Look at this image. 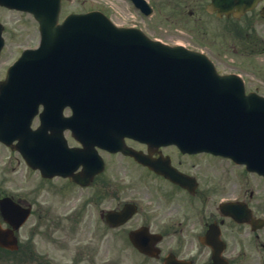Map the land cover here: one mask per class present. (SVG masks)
<instances>
[{
  "label": "flooded vegetation",
  "instance_id": "af4514ba",
  "mask_svg": "<svg viewBox=\"0 0 264 264\" xmlns=\"http://www.w3.org/2000/svg\"><path fill=\"white\" fill-rule=\"evenodd\" d=\"M147 2L153 11L172 5L177 9L184 7L183 11L190 14L204 6V0ZM263 7L261 0L239 20L264 22L260 16ZM255 42L249 34L242 39L246 50ZM18 56L0 59V81ZM247 71L235 72L243 77L246 91H258L257 83L245 77ZM229 72L232 70L222 71ZM42 110L40 104L27 132L30 144L35 146L34 158L49 170L69 160L80 181L61 175L43 176L39 167L26 165L15 150L4 157L0 144V198L10 195L15 202L31 209L30 234H38L42 220L55 224L51 216L56 214V221L66 220L65 203L68 194L74 193L76 210L71 219L86 223L87 227L93 222L96 241L106 238L113 246L118 236L129 242L128 236L134 230L157 237L155 257L132 247L143 257L144 264H264L263 177L222 154L182 150L174 143L125 136L120 141L130 148L129 152L111 151L105 139L114 138L115 131L109 125H95L89 131L83 127L82 119L68 124L69 108L60 112L54 109V115L45 116L40 115ZM101 138L104 140L100 141ZM67 147L75 152L73 156H67ZM12 161L22 164L28 173L30 190L26 197L8 194L3 189V169ZM84 169L92 174L84 175ZM57 208L64 212L57 213ZM123 210L134 213L116 225V214ZM0 226L8 228L1 215ZM23 229L24 225L15 232L18 247L13 251V263L49 264L47 249L42 252V262L39 256L34 260L33 238L24 237ZM2 252L0 247V264Z\"/></svg>",
  "mask_w": 264,
  "mask_h": 264
},
{
  "label": "water",
  "instance_id": "95a60500",
  "mask_svg": "<svg viewBox=\"0 0 264 264\" xmlns=\"http://www.w3.org/2000/svg\"><path fill=\"white\" fill-rule=\"evenodd\" d=\"M0 4L31 11L39 20L40 47L23 56L39 62L28 80L42 88L46 83L74 116L203 148H237L239 158L264 173V100L227 87L205 56L152 41L136 29L116 28L98 12L70 15L59 25V0ZM11 100L12 92L1 87L0 106L11 108ZM4 124L0 140L10 144V122Z\"/></svg>",
  "mask_w": 264,
  "mask_h": 264
},
{
  "label": "rangeland",
  "instance_id": "374dc122",
  "mask_svg": "<svg viewBox=\"0 0 264 264\" xmlns=\"http://www.w3.org/2000/svg\"><path fill=\"white\" fill-rule=\"evenodd\" d=\"M104 1L107 4L111 3L109 0ZM93 4H96V0H81L80 4L77 3V5H74L72 3H69L67 7L68 9H71L70 6L78 8L80 7V5L89 7ZM151 20L156 21L157 19ZM0 21L6 24V27L9 30L25 29L29 26L30 23L29 18L26 14L5 10L2 8H0ZM208 25H210V28H215V26H217V24L213 22H210ZM145 29L148 31V33H150L151 36L157 37L169 43H173L174 41H185V43L188 42L190 44L196 45V43L194 42H196L195 38L198 37L204 41H207L205 35L202 34L201 29L196 28V32L198 35L195 33H190L187 30L180 31L179 29L174 27L172 23H169V21H157L156 24L148 22L145 25ZM208 33L211 40L213 35L210 31ZM34 36L35 37L33 41H30V44H33L37 41V33H34ZM26 41V38L23 37L22 42ZM15 44L16 43H11L8 51H10V49H12V46H14ZM228 44H233L232 40L228 41ZM201 47L208 50L210 49V47L207 45H202ZM3 52H5V49L3 50ZM222 57L224 56L222 55ZM239 61V57L229 56L224 57L223 59L220 58L218 60V63L221 67L232 68L241 66L239 64ZM4 173L8 174L5 178V186L7 185L9 189H17L18 192H27V183L22 180L24 176L21 175L19 168L15 170L10 169L9 172L5 171ZM66 205L68 206L69 203L67 202ZM88 228L89 227H86L85 224L83 226H78V229L80 230L77 231V233L79 232L78 235L76 232L73 234L70 231H66L64 236L58 235L51 238L47 235H38L39 237H35V240H38V243L35 244V246L37 249L39 247L40 252L48 249L50 255L49 259L53 264H74L77 254H79L83 258V262H81L80 264H90L91 261H93L95 264H104L108 258H114V260L119 261V263L121 262V264H140L141 258L136 256L131 248L127 246L120 237L115 236L114 245L112 248V246H110V242L106 238L97 241L95 239H91L93 234L91 232V229ZM60 241H62L65 245L61 244ZM80 245L83 246L84 250L79 249Z\"/></svg>",
  "mask_w": 264,
  "mask_h": 264
}]
</instances>
